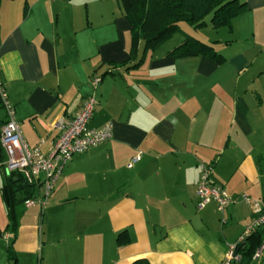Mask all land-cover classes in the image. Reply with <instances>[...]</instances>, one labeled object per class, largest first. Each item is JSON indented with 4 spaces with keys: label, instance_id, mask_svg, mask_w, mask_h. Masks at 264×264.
Listing matches in <instances>:
<instances>
[{
    "label": "crops",
    "instance_id": "obj_1",
    "mask_svg": "<svg viewBox=\"0 0 264 264\" xmlns=\"http://www.w3.org/2000/svg\"><path fill=\"white\" fill-rule=\"evenodd\" d=\"M241 1L228 32L243 41L208 43L217 64L142 41L132 51L128 23L89 39L91 20L79 26L61 0H1L0 81L27 146L48 154L56 123L91 96L90 128L111 123L112 137L75 155L45 205L14 223L0 192V264L224 261L254 218L242 197L264 205V0ZM200 163L232 198L223 215L197 209ZM250 264H264V249Z\"/></svg>",
    "mask_w": 264,
    "mask_h": 264
},
{
    "label": "built area",
    "instance_id": "obj_2",
    "mask_svg": "<svg viewBox=\"0 0 264 264\" xmlns=\"http://www.w3.org/2000/svg\"><path fill=\"white\" fill-rule=\"evenodd\" d=\"M97 82L95 81V85ZM0 106L5 113L0 136L4 160L0 163V167L5 173H8L7 175L15 171L20 172L29 184H33L39 189L35 198L25 201V208L37 204L43 207L53 193L64 166L75 155L85 153L112 137L111 123H106L100 128H90L96 107V99L91 96L87 98L75 117L56 123L57 138L50 152L44 155L38 148H29L22 138L19 125L15 120V108L10 102L1 81ZM140 159L141 153H138L131 158L128 167L134 166ZM198 168L199 180L195 189L197 209L202 210L210 203H214L217 212L223 215L232 204V198L223 187L212 182L213 164L200 163ZM242 199L251 206L254 218L245 228L237 244L244 242L257 229L264 231V205L259 201H252L246 196ZM236 245L229 248L226 258L221 264H232V262L239 260V256L235 253ZM262 249H264V242H262L253 259L261 257Z\"/></svg>",
    "mask_w": 264,
    "mask_h": 264
},
{
    "label": "trees",
    "instance_id": "obj_3",
    "mask_svg": "<svg viewBox=\"0 0 264 264\" xmlns=\"http://www.w3.org/2000/svg\"><path fill=\"white\" fill-rule=\"evenodd\" d=\"M119 3L122 14L129 24L132 51L141 41L144 43L145 51L154 50L169 40L173 33L181 32L184 40L173 47L167 53L168 56L173 58L203 56L217 64H221L224 58L215 47L183 33L179 24L186 22L194 28H200L205 25L204 17L210 14V24L213 28L225 27L231 30L233 20L246 10V5L241 0H119ZM3 123L0 120V136ZM3 160L4 153L0 145V163ZM38 191V187L29 184L20 172L15 171L5 176L0 192L12 223L25 208V201L35 198ZM122 235L121 233L118 236L119 244L124 241ZM262 242L264 231L257 229L252 232L244 242L236 245L235 253L239 260L232 264H250ZM8 255L13 262L15 257L11 247L8 248ZM132 264L148 263L141 260Z\"/></svg>",
    "mask_w": 264,
    "mask_h": 264
},
{
    "label": "rangeland",
    "instance_id": "obj_4",
    "mask_svg": "<svg viewBox=\"0 0 264 264\" xmlns=\"http://www.w3.org/2000/svg\"><path fill=\"white\" fill-rule=\"evenodd\" d=\"M67 5L68 12L74 14L78 19L79 26H87L86 19L88 18L90 26L80 33V35H87L89 39L96 36L98 32L105 33L111 29H115L117 24L120 23L128 26V22L122 14L120 8L119 0H61ZM89 15V17H88ZM211 15L208 14L204 17L205 25L200 28H194L186 22L179 24L180 30L206 44L221 41L225 42L227 39L238 40L233 45L237 46L242 41L239 38V33L236 32L235 35H230V29L221 27L213 28L210 24ZM83 33V34H82ZM80 37V36H79ZM130 38L129 33H126V38ZM78 39V38H77ZM184 40V35L181 32L173 33L172 36L161 47H176ZM230 42V41H228ZM213 44V43H212ZM233 47V46H232ZM8 173L4 172L3 168L0 167V178L2 179L4 175ZM38 205V204H37Z\"/></svg>",
    "mask_w": 264,
    "mask_h": 264
}]
</instances>
